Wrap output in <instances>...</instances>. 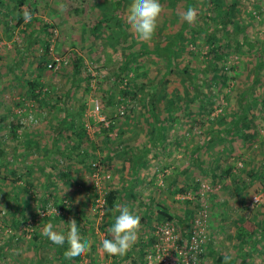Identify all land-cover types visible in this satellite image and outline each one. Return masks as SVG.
<instances>
[{
  "label": "rangeland",
  "instance_id": "rangeland-1",
  "mask_svg": "<svg viewBox=\"0 0 264 264\" xmlns=\"http://www.w3.org/2000/svg\"><path fill=\"white\" fill-rule=\"evenodd\" d=\"M198 1L193 24L203 30L172 44L170 59L153 52L180 30V1L160 0L147 43L126 23L132 0H27L33 19L19 25L6 15L9 2L0 5V264H23L36 248L55 260L57 245L41 232L51 222L66 233V217L78 220L91 251L69 259L65 243L60 264H137L129 252L149 250L158 226L187 231L200 208L210 215L200 264H264V0H229L237 9L227 20L224 7L203 15L209 0ZM213 46L224 51L214 62L226 72L219 80L205 70ZM244 115L248 128L238 126ZM110 192L119 199L106 218ZM117 206L141 217L122 257L101 249ZM243 223L252 232L241 240Z\"/></svg>",
  "mask_w": 264,
  "mask_h": 264
},
{
  "label": "clouds",
  "instance_id": "clouds-1",
  "mask_svg": "<svg viewBox=\"0 0 264 264\" xmlns=\"http://www.w3.org/2000/svg\"><path fill=\"white\" fill-rule=\"evenodd\" d=\"M58 7L63 9L65 5L60 3ZM162 12L160 0H132L127 9L126 23L134 31L138 41L147 43L154 37ZM23 16L26 21L31 20L29 11H24ZM181 18L189 24L195 23L197 20L196 9L188 7L182 13ZM96 186L98 188V185ZM116 210L119 215L115 217L112 226L107 229L111 238L102 239L101 249L109 256L122 257L137 242L141 217L131 212L128 207L117 206ZM53 211L55 215H58L56 208ZM41 235L54 245L63 246L67 243L68 248L64 255L69 259L83 257L91 251V243L81 237L75 219H70L67 222L66 233L54 230V225L49 222L44 225Z\"/></svg>",
  "mask_w": 264,
  "mask_h": 264
},
{
  "label": "trees",
  "instance_id": "trees-1",
  "mask_svg": "<svg viewBox=\"0 0 264 264\" xmlns=\"http://www.w3.org/2000/svg\"><path fill=\"white\" fill-rule=\"evenodd\" d=\"M9 2V4L11 5V11L7 12L6 15H15V18L17 20V24L19 25L20 23H23L25 21L24 16H23V12L24 11H29L31 13V19H33V11L32 10H23V7L27 5V0H6ZM176 2H182L184 9L186 10L188 7H194L197 8V5L199 4L198 0H174ZM208 1V0H207ZM4 2V0H0V5H2V3ZM205 10L202 11L201 9H199V12H202L203 15L205 14V12H212V13H217L219 12V9H221L222 7H224V11H225V15L224 16V20L226 19L227 15H234V12L237 9V4H234L232 1L229 0H209V2H207V4H204ZM118 8H114V11H116ZM29 22V21H28ZM223 23V21H222ZM97 24H102L101 22H98ZM46 27V26H45ZM47 30H49V27H46ZM45 29V30H46ZM180 30L176 31L174 33V35L171 36L170 38V42L169 44H167L164 48L162 47L161 49H157L154 50L153 54H156L158 57H165L166 59H170V58H175L176 55L175 54V50L171 53L170 49L172 48V44L174 46L175 43L179 42L180 40H182V38L185 36V34L188 33V35H190V38H193L194 40H196L197 35L201 34L202 32V27H200L199 25H194V24H189L187 22H185L184 20L180 23ZM204 40L207 41V43H209L211 45V43H214L215 41V37H213V33H205L204 34ZM126 36V35H125ZM168 46H170V48H167ZM162 52V54H161ZM224 53L223 48H221L220 46H213L212 48H210V52H209V58H208V64L210 65L211 68H205V70L212 71V74H216L217 72H219V79L225 77L226 72L223 68H220L221 70L218 71V68H216V64H214V62H218L220 60H222V54ZM78 62V58L77 60H75V63ZM129 65V64H128ZM174 65V64H173ZM214 66V67H213ZM174 71H176V68H172L171 70H168L166 74H164V77L167 78L169 76V74H171V72L174 73ZM184 73H188V71L186 70ZM184 74V75H186ZM163 77V79H164ZM189 77V75H188ZM212 77V76H211ZM211 77L207 78L206 80L209 82L211 81ZM163 82H166V80H164ZM190 83H192V78L190 79ZM161 85V83L159 84V86ZM143 86V85H141ZM140 86V87H141ZM195 86H193L194 88ZM134 88V89H133ZM135 88H137L136 84H134L133 86H131V88L126 89V94H131V91L135 90ZM133 96V94H132ZM199 99V98H198ZM196 99V100H198ZM246 120V121H245ZM158 122V121H157ZM113 123V122H112ZM251 123H248L247 118L245 117V115L241 118V120H239L238 126H242V127H246L248 128L249 125ZM113 124L110 125V127H112ZM9 136L15 137L16 135V130H17V122L15 120H12V122L10 123V128H9ZM161 136H157L155 137L156 139H154L155 141H157ZM230 171V170H229ZM229 171H227V173H229ZM13 174V172H12ZM260 177L264 178V165H263V169ZM66 178H70L69 175H65ZM94 198L97 197V195L93 196ZM119 199V194L116 192H110L106 195L105 199H104V204L102 206V211H103V217H108L109 215H111L114 207H115V203L116 201ZM57 208H60L59 210H62L64 212H66L67 210L70 211V207L67 206L64 203H61L57 206ZM66 210V211H65ZM159 215L164 216L167 219H172L170 216H167V213L164 209L160 210ZM190 217L188 216V219ZM73 219H75V221L78 223V220L74 217ZM70 220V217H66V221L68 222ZM16 212L13 211V219H12V225L14 227V229H19V224L16 222ZM191 221V220H190ZM183 233H185L186 231H182ZM252 232V229H248L245 226V223L241 224L238 227L237 230V236L241 239L244 240L246 239Z\"/></svg>",
  "mask_w": 264,
  "mask_h": 264
},
{
  "label": "built area",
  "instance_id": "built-area-1",
  "mask_svg": "<svg viewBox=\"0 0 264 264\" xmlns=\"http://www.w3.org/2000/svg\"><path fill=\"white\" fill-rule=\"evenodd\" d=\"M53 67L56 68L53 64L48 65V68ZM94 107V111L98 112L99 103L96 102ZM123 109L120 108V116L125 113ZM209 216L205 208H200L185 233L171 223L158 226L153 243L144 255V264H200L208 238Z\"/></svg>",
  "mask_w": 264,
  "mask_h": 264
},
{
  "label": "crops",
  "instance_id": "crops-1",
  "mask_svg": "<svg viewBox=\"0 0 264 264\" xmlns=\"http://www.w3.org/2000/svg\"><path fill=\"white\" fill-rule=\"evenodd\" d=\"M154 146H159V145H154ZM146 150H147V148H146ZM43 240H47V238L43 237ZM46 243L48 244V243H50V241H47ZM45 246H47V245H45ZM146 247H147V249H146ZM44 248H46V247H44ZM60 248H61V246H58V245L55 247V250H54V252H55L54 259L55 260H53V261L49 260L47 257L40 256L39 251H38L40 248L32 249V252L35 255L30 257L29 259L27 258L26 261L23 262V264H60V262H59L60 258L58 257L59 254H62V251L60 250ZM148 248H149L148 245H146L144 248H141L139 251H137L133 254L129 252V255L134 257L133 261L135 263H136V261H138L137 264H144V255L146 253V250H148ZM74 259L76 261L80 260L79 257L74 258ZM76 264H80V261H79V263H76Z\"/></svg>",
  "mask_w": 264,
  "mask_h": 264
}]
</instances>
